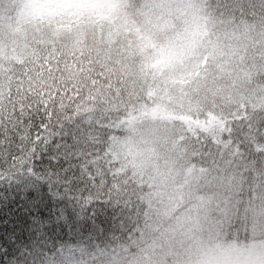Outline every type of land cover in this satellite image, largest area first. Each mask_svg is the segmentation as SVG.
<instances>
[{"label":"snow or ice","instance_id":"6c2138e0","mask_svg":"<svg viewBox=\"0 0 264 264\" xmlns=\"http://www.w3.org/2000/svg\"><path fill=\"white\" fill-rule=\"evenodd\" d=\"M81 8L37 5L36 15L67 19L25 30L10 24L7 36L0 25V180L55 168L66 191L124 213L110 241L61 246L45 264L58 254L69 264L86 246L98 264L140 235L148 185L117 148L136 117L178 119L193 164L234 166L237 204L264 177V0H200L202 15L183 31L177 19L187 8L178 0H115L109 24ZM209 24L235 42L214 40Z\"/></svg>","mask_w":264,"mask_h":264},{"label":"clouds","instance_id":"9594fccd","mask_svg":"<svg viewBox=\"0 0 264 264\" xmlns=\"http://www.w3.org/2000/svg\"><path fill=\"white\" fill-rule=\"evenodd\" d=\"M66 3L87 6L80 9L85 17L108 16L105 24L116 22L111 11L115 0H0V25L7 36L10 24L25 30L67 19L66 13L60 17L34 12L37 5L56 8ZM178 3L187 8V14L177 19V29L183 31L202 15L197 12L200 0ZM209 29L214 40L235 42L224 29L213 24ZM117 148L132 170L145 178L151 207L140 235L130 243L119 242L114 250L109 248L97 257L98 264H264V177L251 192L246 186L237 204L235 167L227 162L203 169L199 162L193 164L191 142L178 119L136 117L124 125ZM93 256L86 246L71 256L69 264H90ZM53 259L55 264H65L62 254Z\"/></svg>","mask_w":264,"mask_h":264},{"label":"trees","instance_id":"16d2710c","mask_svg":"<svg viewBox=\"0 0 264 264\" xmlns=\"http://www.w3.org/2000/svg\"><path fill=\"white\" fill-rule=\"evenodd\" d=\"M60 138H57V143ZM40 168L0 180V264H45L65 245L110 241L124 213L111 201L85 199Z\"/></svg>","mask_w":264,"mask_h":264}]
</instances>
